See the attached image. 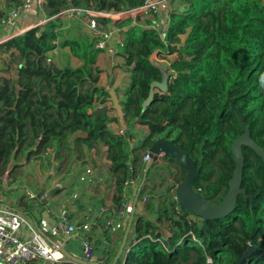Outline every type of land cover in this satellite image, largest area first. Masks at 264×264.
I'll list each match as a JSON object with an SVG mask.
<instances>
[{
	"label": "trees",
	"instance_id": "1",
	"mask_svg": "<svg viewBox=\"0 0 264 264\" xmlns=\"http://www.w3.org/2000/svg\"><path fill=\"white\" fill-rule=\"evenodd\" d=\"M26 1L4 0L0 17L13 7L24 8ZM144 1L45 0L43 11L49 18L69 9L121 14ZM180 2L182 8L171 10L172 2L160 18L113 23L128 28L118 54L131 73L130 87L119 99L126 134L109 130L117 117L95 115L98 105L110 102L109 93L99 86L101 51L86 32L64 37L66 16L0 44L2 71L9 73L15 66L16 72V77L0 76V174L19 155L30 160L51 150L52 161L73 155L81 161L92 149L106 147L116 207L131 192L126 181L140 176L139 197H147L145 211L156 215L152 220L133 214L134 239L130 242L129 233L121 254L100 249L109 263L264 264V161L253 149L243 147L242 183L253 199L239 195L234 211L223 219L204 224L180 209L175 188L186 168L170 155L167 162L180 168H168L174 182L167 194L148 197L154 189L144 185L150 173L144 155L156 140H171L201 170L194 189L219 205L236 168L233 142L244 134L239 113L251 138L264 149V0ZM97 22L103 31L112 23L109 18ZM58 48H68L81 65L58 67L49 57ZM156 53L162 59L177 58L163 68L152 60ZM150 96L153 101L144 108ZM135 124L148 129L140 146L131 144Z\"/></svg>",
	"mask_w": 264,
	"mask_h": 264
},
{
	"label": "crops",
	"instance_id": "2",
	"mask_svg": "<svg viewBox=\"0 0 264 264\" xmlns=\"http://www.w3.org/2000/svg\"><path fill=\"white\" fill-rule=\"evenodd\" d=\"M3 2L4 0H0V9L4 8ZM25 9L31 11V13L29 16H23L20 19L18 28L13 31L14 33L12 35L8 36L10 33L5 32L4 30L6 29H0V44L13 37L23 35L32 28L40 27L49 22L44 11L34 12L35 7H33V5L29 4ZM113 23L114 22L112 21L108 30L105 32H109L113 28L126 29L118 28ZM63 30L65 31V28ZM79 31L88 33V30L80 26L79 30L74 34ZM114 40L115 39L111 41L112 46L106 51L101 52L98 57L97 66L102 71L99 86L106 90V92L113 90L120 99L123 97L125 87H130L131 73L127 67H119L117 65L118 63L124 64V62L119 55H115L113 52V49H115V47H113V43H115ZM59 49L62 48L56 49L52 54H55ZM68 52L69 58L71 57V60L77 62L76 67H79L81 63L70 55V51ZM50 54L49 57L51 56ZM176 58L177 55L174 54L172 60H175ZM159 59L160 62L164 63L163 61H165V59ZM58 61L53 62L58 67H66V65H62L64 62L63 60L59 59ZM6 75L16 77V72L14 71L11 74H7L1 70L0 76ZM107 104H111V101L107 102ZM104 106L98 105L96 110ZM107 115L109 117H117L116 112L113 110H110ZM140 125L141 124H135L132 129L134 130ZM108 127L109 130L115 134H120L122 131H125V129L121 127L119 121L110 122ZM71 141H73V138H71ZM52 158V151L49 150L40 156H33L30 160L23 155H19L16 160L10 161L5 173L0 174V209L6 212V214L0 215V221L6 225L15 227L17 225V220L14 215H22L30 221L35 230L46 237L52 246H61L69 255L78 259H81V246L79 239H65V237L59 232L58 221L61 215L65 214L76 225L89 223L92 227L91 234L94 236L97 246V255L93 262L97 261L98 257H101L104 260H101L99 264H113L112 262L109 263V260H106L107 256H102V253L100 254V249L101 251L104 249H106V251H110L111 249L115 250L116 244L119 243V249L117 250L120 251L122 244L120 245L119 241L121 238H124L127 227L118 228L110 233H103L101 230L108 214L115 213L117 209L115 205V185L111 183L112 181L109 173L110 162L108 160L107 148L101 147L98 150L92 149L87 152L86 157L81 161H78L77 155H73L70 159L58 161H52ZM162 162L163 164H166L167 167L165 168L174 170L172 164L168 163L165 157H161L155 164H161ZM163 166L164 165L161 164V167ZM87 167L93 169L92 181L81 182L79 177L85 172ZM151 167L152 166H150V168ZM168 173L169 174L166 178L163 176L161 179H163V181L166 179L164 182L169 184L172 182V178H170V170ZM175 175L176 173H174V176ZM158 178H151V176H148L144 182L147 186H150V188H159L162 186L163 182H158ZM60 179L64 180L65 186L63 190L55 193L53 191L50 192L55 211L54 214H48L45 206L46 201L43 197L46 192L53 189L54 182ZM130 191L132 190L130 189ZM71 193L75 194V199L73 200L68 198V195ZM153 193V195L157 194L154 191ZM62 203L65 207L64 209L59 210V206ZM102 208L107 209L105 213L101 212ZM135 212H137V209L134 213ZM130 218H132V214ZM24 232L26 235H29L27 229H24ZM133 239L134 227L132 225L130 229V242H132L131 240ZM0 264L3 263L0 261ZM26 264L79 263L66 258L60 263H43L39 261Z\"/></svg>",
	"mask_w": 264,
	"mask_h": 264
},
{
	"label": "built area",
	"instance_id": "3",
	"mask_svg": "<svg viewBox=\"0 0 264 264\" xmlns=\"http://www.w3.org/2000/svg\"><path fill=\"white\" fill-rule=\"evenodd\" d=\"M173 0H145L144 4L134 10L123 12L121 14H107L108 18L116 22L118 20H124L126 18H131L134 20V23L138 17H149L152 19L160 18L162 13L167 11L170 8V5ZM45 0H37V5L41 11H43V4ZM66 11H74V14H77V11H82L78 9H69ZM48 18L47 20H53L55 18H63L66 15L62 14ZM89 12V11H87ZM100 13V12H99ZM62 14V15H61ZM22 6H16L9 9L3 16L0 17V29H9L15 30L18 28L19 21L22 18ZM68 16V15H67ZM88 23V34L95 39V49L103 52L112 46V40L115 39L113 47V52L115 55L120 53L121 47H123L125 41V33L128 30L126 29H115L113 28L109 32H105L100 29V26L97 22L99 15L96 17L90 15ZM124 17V19H122ZM126 17V18H125ZM158 25V24H157ZM155 59V60H153ZM152 60L154 62L158 61V54L156 53ZM111 104H107L110 107ZM127 129H125L126 131ZM125 131H122L120 134H126ZM162 155L153 156L149 151L144 155L143 161L146 165L151 162L158 161ZM132 171V168H130ZM93 169L87 167L85 172L80 175L79 180L81 182L92 180ZM68 176V175H67ZM142 181L140 176H134L126 181L125 187L131 189V192H127L124 196L122 205L116 209L115 213L108 214L104 224L101 227L103 233H110L118 228H126L128 226L131 214L133 210L137 209L138 206L145 208L147 202V197L138 198L136 196L140 187L142 186ZM115 185V183H113ZM65 186L64 180H57L53 184V189L46 192L44 199L46 201V212L48 214H54L55 207L53 205L52 197L50 192H57L63 190ZM70 200L75 199V194L71 193L68 195ZM65 205L62 203L59 206V210L64 209ZM106 208H102L101 212L105 213ZM6 214L5 211L0 209V215ZM17 220V225L15 227L4 224L0 221V261L3 264H26L33 262H43V263H60L63 262L66 257L61 246H52L46 237L40 232L35 230L28 219L22 215H14ZM24 229H27L29 235H26ZM58 229L62 236L67 240L79 239L81 246V260L86 262L94 261L96 257V240L91 234L92 227L89 223H84L81 225L74 224L70 218L62 214L58 221ZM31 232V233H30ZM208 261L211 262L210 258Z\"/></svg>",
	"mask_w": 264,
	"mask_h": 264
},
{
	"label": "water",
	"instance_id": "4",
	"mask_svg": "<svg viewBox=\"0 0 264 264\" xmlns=\"http://www.w3.org/2000/svg\"><path fill=\"white\" fill-rule=\"evenodd\" d=\"M160 88H164V85H158ZM111 105L110 107L105 105L102 108L97 109L94 113L98 117L102 114H107L110 110L116 112L118 121L123 129H127V125L124 119V114L122 106L119 103L118 95L110 90L109 92ZM153 101V96H150L149 99L144 103L143 107L145 108ZM239 113V112H238ZM239 118L242 122L244 134L237 138L233 142L232 151L234 155V160L236 168L233 173V177L229 182V189L224 198V200L219 204L215 205L207 201L204 196L201 195L199 191L194 189V184L198 180L201 174V170L198 168L196 161L187 153L181 150L173 141L166 139L156 140L152 146L149 148V153L153 156H166L170 155L173 159L177 160L179 163L185 166L186 175L183 180L176 186L175 195L179 207L182 211H187L192 215L201 218L203 223L206 224L209 220L223 219L226 218L230 213H232L236 207L237 198L239 195H243L245 200L253 199V196L247 195L246 191L242 188L243 183V172L245 167V159L243 155V147H249L253 149L264 161V149L260 147L256 142L251 138L250 130L243 122V118L239 113ZM149 167V164L146 165ZM142 186L140 187V189ZM136 196V200L139 198V192ZM148 197H157L156 195H148ZM135 209L132 212V217ZM132 226V220H130L126 233L123 238V243L120 249V254L123 251L126 241L129 237L130 229ZM64 252V249H62ZM65 254V252H64ZM68 257L79 264H97L94 262H86L78 258H74L71 255Z\"/></svg>",
	"mask_w": 264,
	"mask_h": 264
},
{
	"label": "rangeland",
	"instance_id": "5",
	"mask_svg": "<svg viewBox=\"0 0 264 264\" xmlns=\"http://www.w3.org/2000/svg\"><path fill=\"white\" fill-rule=\"evenodd\" d=\"M172 2H173L172 3L173 5H172L171 10H175L176 8H182L181 7L182 5H181L180 0H173ZM29 4L30 5H33V7H35L34 12L41 11L40 9L37 10V6H38L37 5V0H28V1H26V6H28ZM26 6H24V8H22V16L21 17H23V16H29V14L31 13V11H28L27 9H25ZM62 14L66 15V18L62 22V26L65 27V31H64L65 32V35H64V37H68V38H73L78 33H80V34L83 33L82 31H79L76 34H74L77 30H79L80 26L81 27H84L86 30H88L89 18L91 17L90 15H94L96 17L99 15V17L108 18V16L106 15V13H99L97 11H89V12H86V11H77V14H74V11H66V12H63ZM112 16H115V14L112 15ZM139 18H140V23L145 22L146 19H150L149 17H139ZM122 19H124V17ZM159 27H160V25L158 24V28ZM4 31L10 33V34H8V36L9 35H12L14 33L13 32L14 30L11 31V30L6 29ZM2 33H3V31H2ZM183 39H185V38H183ZM68 51H69L68 48L59 49L55 54H52V53L50 54L51 55L50 56V59L52 61H58L60 59V60H63L64 61L62 63V65H64V66L66 65V66H70V67H76V63L77 62H75L74 60H71V57L69 58V54H68L69 52ZM4 57H7V56H4ZM159 58H161V57L158 56V61H156L155 63H158L161 66H163V68H165V67H168L169 66L170 62L173 59V55H169L167 58H165V61H163L164 63L160 62L159 61L160 60ZM68 59H70V60H68ZM153 60H155V59H153ZM117 65L119 67L125 66L123 63L122 64L121 63H118ZM4 68H5V66H3L1 64V61H0V70H3ZM14 71H15V66H12L9 74H11ZM128 88H129L128 86L125 87V92L128 90ZM131 133L132 134L133 133L135 134V137L131 140V144H139V146H140L142 144V141H143L144 137L148 133V129L145 126L140 125L139 127H137L134 130L131 129ZM163 157H165V156H163ZM163 162L161 163L162 165H164L163 167H161V164H155L156 162H151L150 163V166H152V167L150 168V174H149V177L151 176V178H153V177L154 178H158V176H159L160 179L158 178L157 181L158 182H163L162 183V186L159 187V188L158 187L157 188L156 187L155 188H153V187L150 188V186H147L145 184V182H144V185L147 186V190H153L154 189V192L158 194V195L156 194V196H158V197L159 196L163 197V195L167 194L166 191H167L168 186L172 185L173 182H174L173 179H171L172 182L168 181V182H170L168 184V183L164 182L166 179L164 181H163V179H161V178H163V176L166 178V176L169 174L168 173L169 172V169L165 168L167 166H166V164H163ZM174 163H175V166L174 167L176 169H177V167L180 168L179 165L176 162H174ZM144 185H143V187H144ZM173 191L171 190V193H173ZM136 213L139 214V215H146L148 218H150L152 220H155L156 219V215L154 214V212H151L150 210L145 211V208L142 207L141 205L137 207V212ZM116 249H119V243L116 244ZM116 249H115V251H116V253H118L119 250H116Z\"/></svg>",
	"mask_w": 264,
	"mask_h": 264
}]
</instances>
